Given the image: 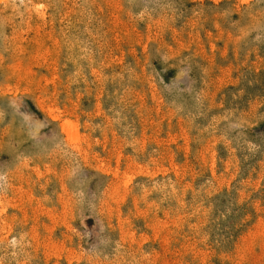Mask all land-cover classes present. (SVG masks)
<instances>
[{"label":"rangeland","instance_id":"1","mask_svg":"<svg viewBox=\"0 0 264 264\" xmlns=\"http://www.w3.org/2000/svg\"><path fill=\"white\" fill-rule=\"evenodd\" d=\"M0 264H264V0H0Z\"/></svg>","mask_w":264,"mask_h":264}]
</instances>
